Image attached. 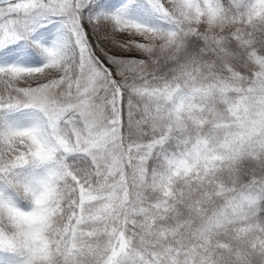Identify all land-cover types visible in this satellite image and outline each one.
<instances>
[{
	"label": "snow or ice",
	"instance_id": "6c2138e0",
	"mask_svg": "<svg viewBox=\"0 0 264 264\" xmlns=\"http://www.w3.org/2000/svg\"><path fill=\"white\" fill-rule=\"evenodd\" d=\"M0 264H264V0H0Z\"/></svg>",
	"mask_w": 264,
	"mask_h": 264
}]
</instances>
